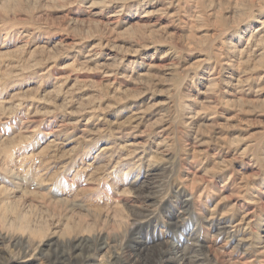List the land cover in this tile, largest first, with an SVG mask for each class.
Here are the masks:
<instances>
[{"label": "rangeland", "instance_id": "1", "mask_svg": "<svg viewBox=\"0 0 264 264\" xmlns=\"http://www.w3.org/2000/svg\"><path fill=\"white\" fill-rule=\"evenodd\" d=\"M86 256L264 264V0H0V264Z\"/></svg>", "mask_w": 264, "mask_h": 264}, {"label": "bare ground", "instance_id": "2", "mask_svg": "<svg viewBox=\"0 0 264 264\" xmlns=\"http://www.w3.org/2000/svg\"><path fill=\"white\" fill-rule=\"evenodd\" d=\"M21 177V176H20ZM187 205V204H186ZM220 224H223V222H221ZM233 230H237V228H232ZM85 243H87V242H85V240L84 241H82L80 244L81 245H85ZM62 256H60L59 258H56V259H70V257H71V254H67V253H62L61 254ZM89 257V256H88ZM66 261V260H65ZM118 261H119V263H121V264H126L125 262H124V260L123 259H121V258H119L118 259ZM82 263H85V264H89L90 262H89V259L87 258V256L85 257V260L83 259V261H82ZM81 263V264H82Z\"/></svg>", "mask_w": 264, "mask_h": 264}]
</instances>
